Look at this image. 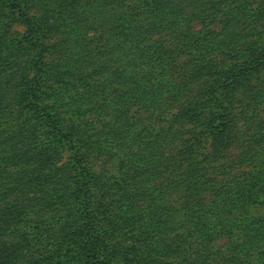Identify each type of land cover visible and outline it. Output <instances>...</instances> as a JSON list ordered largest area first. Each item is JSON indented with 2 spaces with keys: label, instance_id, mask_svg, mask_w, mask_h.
<instances>
[{
  "label": "rangeland",
  "instance_id": "374dc122",
  "mask_svg": "<svg viewBox=\"0 0 264 264\" xmlns=\"http://www.w3.org/2000/svg\"><path fill=\"white\" fill-rule=\"evenodd\" d=\"M128 31L142 41L138 48L154 53L158 101L146 94L155 77L139 86L145 63L130 37L121 34ZM227 38L228 50L220 55ZM128 65L135 66L133 76L121 75ZM58 66L71 74L68 83L48 74ZM201 66L203 74L193 77ZM73 101H82L81 114ZM35 104L50 114L52 124L30 112ZM183 109L196 120L179 117L165 132L171 115ZM214 118L229 124V145L212 158L208 133L199 124ZM35 122L34 137L24 136ZM20 141L54 150L55 163L68 173L56 179L43 201L38 198L20 225L42 246L35 243L29 253L14 250V260L30 254L46 258L38 252L48 243L45 233L52 231L49 240L62 236L58 217L80 206L72 204L69 181L77 179L79 165L91 180L104 182L99 194L93 182L87 199L98 209L99 238L115 253L112 264L120 262L124 250H131L128 258L138 252L154 264H264V0H0V162L12 149L22 150ZM2 170L0 196L10 178L28 166ZM123 176L129 189L145 193L134 203L148 220L131 219V226L119 223L122 214L109 203ZM222 186L218 213L209 203ZM228 198L241 201L231 206ZM198 205L210 210L201 232L190 217ZM6 214L0 201L5 241ZM153 217L169 227L154 231L156 226L142 236ZM251 221L263 224L262 239L248 236ZM156 237L165 244L158 245ZM60 244L54 243V264L86 263L78 256L80 245ZM150 245L156 251L150 253Z\"/></svg>",
  "mask_w": 264,
  "mask_h": 264
},
{
  "label": "trees",
  "instance_id": "16d2710c",
  "mask_svg": "<svg viewBox=\"0 0 264 264\" xmlns=\"http://www.w3.org/2000/svg\"><path fill=\"white\" fill-rule=\"evenodd\" d=\"M11 5L13 9L16 8L15 4ZM121 34H123V37L125 39H128V37H130V45L135 47V50L139 52L140 59L145 63V77L142 79L139 86L143 87L144 83H149L150 80L154 79L155 77L156 84H151L146 91V94L149 96V101H151V99H157L158 101L159 98L162 97V92L158 90L161 82H157V78L160 77V74L157 75L156 72L151 71V62L154 53L150 52L149 48H138V46L142 44V41L134 33L128 31L126 33L122 32ZM230 41L231 39L227 38L226 41L221 42L220 47L217 50L220 55H224L227 52ZM36 48L39 50V52L41 51L40 45H36ZM92 68L95 70L104 69V67L102 66L97 67L95 65H92ZM134 68V65L126 66V68L122 70L121 75H125L127 72L128 75H132L131 70ZM204 69L205 67L201 66L200 70L196 71L193 77L202 75ZM62 70L63 68H60V66H58L56 70L50 71L48 74L54 75L53 81L55 82L64 81L68 83L66 77L69 76L70 78L71 74H68L67 72H61ZM80 102L73 101L75 110L79 114L84 111V106ZM34 111L39 112L40 117H38L37 119L41 120V122L46 124L53 123L50 114H43L40 107H37V104L33 106L30 112ZM179 117H185L184 121L190 123H193L196 120L193 118V115L189 113L188 109H183L180 114L174 113L171 115L170 120L167 122L165 132L171 130L173 124L177 121V119H179ZM215 121L216 119L214 118L213 120L208 121L204 126L203 124H199L200 127L208 133L210 148V153L208 155H211L212 158L217 155L219 149L225 150L226 147H228L227 145H229V124L226 121L216 123ZM45 126L47 127L46 131H49V124ZM38 129V124H36V122L32 123L31 125L27 126V129H24V136H30L33 138ZM261 139H263V137H261ZM21 142L22 141H20V143ZM29 145L30 144L21 143L22 150L19 153L15 152L14 149H12L11 156L6 158L3 162H0V172L3 171V167L6 168L8 165L25 167L28 166V170L16 173L12 178H10V180L12 181L9 188H7V190L0 196V201L4 203L5 211L7 213V222L5 224L7 227H9L7 229V231H9V236H7L8 240L5 241L0 238V264H54L56 252L53 253V251L55 249L54 243L56 241L61 244H67L72 241L80 245L77 248L78 256L82 258V260H86L85 264H112V258L114 257L115 253H109L103 245V242L99 238V230L97 228L99 226V222L95 221V219H97L96 215L99 214L98 209L95 208L94 205H91L87 199L90 193V187L93 182V187L97 186L98 188V191H96L97 194L100 193L99 189L105 187V185L101 180L102 178H97L96 182L91 180L89 178L91 177V175L87 174L85 169L83 167L80 168L79 165H76V167L73 166L74 171H77V175L75 176V178L77 179L71 178L69 179V181L72 188L74 189L70 195L72 204L80 206L76 210H74L72 214H64V216L58 217L56 222L58 223L60 229L58 230L59 233H57L62 236L56 238L57 240H49L48 233L52 231L49 230L47 233H45V238L46 240H48V243L43 247L42 251L38 250V252L47 253L46 258H44L45 256L43 255H40L41 259L38 258L39 256L35 258L33 254H30V256L22 260L13 259V254L11 252L14 250L20 249L21 251L29 253L35 243L42 246L43 243L37 241V238L35 237L36 235L33 234L30 229H22L20 225L25 222L24 218L28 217L30 213H33L35 209L34 203H37L38 198L43 201L46 197L45 193L49 190L50 186L57 183L56 179L62 177L64 172L68 173L66 166L58 167L55 163L57 154L54 150L42 148L38 145L37 147H27ZM12 147H15V145H13ZM122 165L123 164H121V162L119 161L117 166L122 167ZM125 181L126 179L124 176L122 179L117 181L119 183L116 184L118 189L114 191L113 194H111V200L109 201V203L110 207H116L117 211L122 214V216L119 218V220L122 219V221L119 223L123 226H131L133 222L131 221V219L135 218L137 222H142L141 220H148L145 219L147 217L145 212L139 213L138 207H136L134 203V198L137 195H145V193L144 190L140 191L136 189L135 186L134 188L129 189L125 184ZM207 184L210 187L214 186L212 179L207 180ZM224 188L225 186H222L215 192H213V195L210 197L211 199L213 198L209 203L210 210L218 211L216 203L218 200L220 201V197H222V195L224 194ZM142 199V197L139 198V200L141 201ZM228 201L230 202L231 206H235L241 201V198L232 201H230L228 198ZM42 203H46V201ZM210 210H206L205 208H203V206L198 205L197 209L190 216L194 219V228L199 229L197 230V232L203 231L201 225L205 223L203 219H205V217H209ZM204 214H206V216ZM156 217H160V215L157 214ZM156 217L149 219L151 226L149 227V229H142V236L148 234V231L154 229L156 226L157 228L156 230L154 229V231H159V228L169 227L167 223L158 225V221L154 222L153 220L157 219ZM96 222H98V226ZM246 229L248 232V236L252 234L255 239L263 238V224L254 223L251 221ZM2 234L4 233H2V231L0 230V237L3 236ZM156 240V243L158 245L165 244V238L156 237ZM175 249L178 250V246H176ZM151 251L153 252L156 250H154L150 245L149 252L151 253ZM130 252L131 250H124V255L122 256L123 258H121L120 262H118L117 264H154V262L147 263L148 260H143V258L138 255V252H132V258H128L127 255ZM156 254L157 253H155V255Z\"/></svg>",
  "mask_w": 264,
  "mask_h": 264
}]
</instances>
